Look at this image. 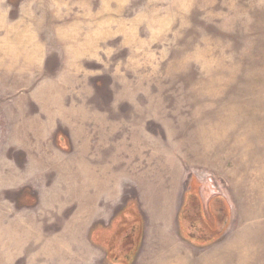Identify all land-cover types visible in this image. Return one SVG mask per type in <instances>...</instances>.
<instances>
[{
  "label": "rangeland",
  "instance_id": "374dc122",
  "mask_svg": "<svg viewBox=\"0 0 264 264\" xmlns=\"http://www.w3.org/2000/svg\"><path fill=\"white\" fill-rule=\"evenodd\" d=\"M231 249L264 264V0H0V264Z\"/></svg>",
  "mask_w": 264,
  "mask_h": 264
},
{
  "label": "trees",
  "instance_id": "16d2710c",
  "mask_svg": "<svg viewBox=\"0 0 264 264\" xmlns=\"http://www.w3.org/2000/svg\"><path fill=\"white\" fill-rule=\"evenodd\" d=\"M218 211L219 213L216 214V218L217 220H222L221 228H216L209 223L208 219L205 218L203 214L202 205L198 197L194 195L190 196L188 199L187 207L184 208L181 213V219L183 220L182 224L185 226L186 230H191V232H188V236L191 239L199 240L203 243L211 241L212 239L220 235L227 223L228 212L226 206L223 208H219ZM131 227V230H129V232H126L125 235L129 234L131 236V234L139 232L135 224H132ZM127 230L128 229H126L125 231ZM134 240L135 239L133 237L132 242L128 244L130 249H132L135 244Z\"/></svg>",
  "mask_w": 264,
  "mask_h": 264
},
{
  "label": "crops",
  "instance_id": "0c3cea01",
  "mask_svg": "<svg viewBox=\"0 0 264 264\" xmlns=\"http://www.w3.org/2000/svg\"><path fill=\"white\" fill-rule=\"evenodd\" d=\"M222 203H223V205H224V206H226V204H225V202H224V201H222ZM168 217H169V216H168ZM170 217H171V213H170ZM102 229H105V228L103 227ZM239 241H241V240H238L237 242H239ZM231 254H233V255H234V257H233V258H230V257H231ZM235 257H236V252H235V250H234V249H231V250L229 251L228 255H227V256H225V258H227V260H228V263H227V264H230V262H233V261H234V259H235Z\"/></svg>",
  "mask_w": 264,
  "mask_h": 264
}]
</instances>
